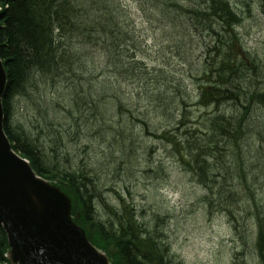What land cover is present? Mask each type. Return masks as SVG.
I'll list each match as a JSON object with an SVG mask.
<instances>
[{
	"label": "trees",
	"instance_id": "obj_1",
	"mask_svg": "<svg viewBox=\"0 0 264 264\" xmlns=\"http://www.w3.org/2000/svg\"><path fill=\"white\" fill-rule=\"evenodd\" d=\"M70 1L73 7L69 6L68 0H0V6L7 7L6 11L0 14V24L5 23L6 25V28L0 25V56L8 74L7 87L3 94L4 129L13 144V148L33 164L36 169L35 171L39 175L49 181L55 182L73 198V215H77L74 208L77 209V212L81 211L78 222L86 228L92 242L110 253L111 250L113 251V248L117 250L116 253L114 251L111 253L114 264H179L174 263L171 258L168 261H164L169 247L167 244L165 246L159 244V239L164 241L163 233H158V235L151 237L148 230L142 225L141 229L140 224L135 226L132 231L125 232L122 229L125 226L124 219L119 215H115L104 224L97 223L92 225L95 216L94 202L99 199H105L107 195L97 185L96 167L101 168L100 164L102 160L106 161L108 156L115 157L114 159L116 160L118 158L117 155L122 154V148L115 149L113 151L114 154L103 155L102 157L100 154L91 152V160L89 162L90 164H96L94 169L86 164L84 167H77L75 171H72L68 167L52 161V149L54 147L63 148L62 155L64 158H75L76 155L73 157V152L78 148L76 147L78 146L76 139H79L83 131L86 138L95 143L100 136L110 139L112 136L125 132L124 127L127 125V117L121 114L124 113L123 109L121 110L124 107L123 99L118 94L115 98L114 95L116 94H113L109 90L110 88L98 86L95 82L96 79H100L106 75L117 76V72L123 75V79L127 77L131 82L134 81L133 84L135 86L138 84L142 86V91L138 92L139 98L145 95L143 93L147 88L155 90L156 93L165 92L166 90L165 101L169 106L165 103L166 106H161V108H157V106L155 109L148 106L147 108L151 109L160 121L171 114L179 118L180 126L175 129V132L189 130L188 128L186 129L188 116L185 106L181 110V103H185V101L182 98L180 100V93L176 95L173 91L168 90L165 86L166 82L161 81L162 79L158 78L154 70H151L149 67L146 69L144 64L135 61L137 54H140L144 49L143 37L139 31L134 30L131 26L127 12L128 7L123 5L122 0ZM165 4L168 5L167 2ZM171 5L176 6L172 2ZM92 9V13L96 17L100 16L101 20L99 24H97L95 18L90 21L86 20L89 16V11H92ZM111 10H113L111 17L107 20L106 14ZM213 13L208 18L209 21L213 16H217L215 18L219 21L222 19V16H225L224 14L220 15L217 11ZM234 20H227L230 22V29L236 25ZM79 26L86 27V29L80 30H82L83 36L88 34L87 43H97L102 48L108 49V52L112 55L126 53L129 50L132 62H122L119 65H113L112 61L100 62L99 60L98 62L94 60L91 63L81 62L82 65L78 64L80 63L77 62L79 61V57L87 58L79 54L75 48V41L72 39V36L80 31L77 29ZM115 27L120 29L119 33H114ZM124 28H126V31H124ZM204 29L210 30L211 27L206 24ZM224 32L227 34L228 39L231 38L232 42H238L236 32ZM56 33L64 36V39H67V45L70 47L62 46V48H59L57 45H54L50 38ZM217 36H220V33ZM220 41L225 42L226 40L220 37ZM129 64L138 67L136 68L137 70L130 69ZM142 67L145 71H142ZM249 69L251 68L245 66V70ZM64 84L70 87L66 90L69 94L74 93L73 98L79 94H88L91 98H96L93 99L94 101L100 103L106 99L109 106L114 107V109L109 110L101 117L83 122L82 125L64 126L66 131L59 133L53 132L55 131L54 129L51 131V128L55 127L54 125L57 123L68 124L71 121L69 116L74 115V109L72 108L74 104L71 103V106L62 105L60 109H57L59 107H56L55 104L48 107L41 105L40 103L43 100L38 106L34 108L32 106V113H35L34 111H37L38 108L43 113L49 110L52 115L51 118L54 119L46 121L39 119V123L34 125L37 130L36 135L33 133L35 131L33 130L34 127L28 126L25 122L23 124L17 122L22 118V115H19L18 95H22L23 98H32L34 96L39 98L46 95L53 98L60 92L62 94L66 93L62 88ZM96 86L99 87L98 90L94 89ZM114 86L117 87L116 85ZM204 89L206 88L201 90ZM228 90L229 88H221L217 90L218 93H214L209 89L202 91L200 100H198L199 102L197 101L198 105L212 104L218 96L222 95V93L226 94ZM262 92H258L253 87L243 100H246L248 105L252 100L254 102H264V93ZM211 95L214 96L213 101ZM183 98H187V95H183ZM69 100L72 101V99ZM231 100H234V98L232 97ZM204 117L205 115H202V119L197 120L198 122H202L203 127L196 126L197 128H192L193 123L191 122V133L193 134L191 140L194 143V148L190 150L185 148L182 153V160L187 165L184 167V172L190 177H200L207 181L212 177V179L216 180L224 177L223 165L231 155H234L232 147L235 145V142H239L240 144L241 136L245 134L241 132L245 127V124H242V121L245 119L242 118L240 121L238 119L235 122L227 120V122L219 120L220 114L210 119ZM132 121L134 122L133 125L131 124L134 127L133 130L139 134L137 136L136 133H133V136L137 138L135 140L137 143L144 145L145 142L142 140L146 141L151 137L162 139V134L167 133L163 131L160 134L157 130H153V127L149 126L148 122L142 121L139 118L133 117ZM237 124L239 127L235 126ZM61 126L57 127L62 128ZM140 128L141 131H139ZM224 138L228 139V144L225 143ZM25 141L32 143L34 151L37 148L40 150H36L38 152L34 153L33 156L32 151L28 147L22 146ZM122 155L124 157V154ZM139 156L142 160H146V153L143 155L140 153ZM114 159L107 162L111 168L120 165ZM39 160H44L46 163L40 164ZM127 163L125 169L118 170L123 173L121 178L137 174V172L133 171L136 163L134 164L132 158L130 159L129 157ZM209 183L211 184V182ZM208 186V184H205V187ZM119 188L120 186H118V191ZM204 198L202 199L203 203L205 201ZM204 205L207 207V203H204ZM221 211H228V215L233 219V222H237L238 213L233 212L229 204H225ZM262 229V235L256 236V245L260 247L258 248L259 250L264 245V224L263 226L260 224L259 230ZM8 249L7 235L0 226V264H9V260L6 258Z\"/></svg>",
	"mask_w": 264,
	"mask_h": 264
},
{
	"label": "rangeland",
	"instance_id": "obj_2",
	"mask_svg": "<svg viewBox=\"0 0 264 264\" xmlns=\"http://www.w3.org/2000/svg\"><path fill=\"white\" fill-rule=\"evenodd\" d=\"M230 1L233 3L234 8L240 9L247 15L252 13L253 17L252 20L245 21L246 19H244L243 29L241 32H237L238 34L236 35L238 44L245 51L252 52L255 55L258 52H263L264 16L262 15V1ZM171 2L175 3L176 6L171 5ZM122 3L131 10L132 22H134L138 31L144 37L143 43L144 46L146 44L145 52L148 55H139L143 60L142 62H145L151 70H154L158 78L162 79L161 81L163 79L166 80V77L164 78L158 74L157 69L159 66L165 67L170 72V81L184 85V89L178 92L182 97L187 95L191 101L188 100L185 103H181V110L186 104L191 106L196 103L197 107L193 105L192 128L201 127L200 124L202 122L197 120L202 119V115H205L204 118H208L209 115L205 114L208 111L203 113V104L200 103L201 105H198L197 96L207 89L218 93L217 90L226 88L223 85L220 86L218 81H213L217 80L218 77L209 70L207 67L208 62H206V44L213 40L212 36L220 39L217 34L224 32L216 27L219 20L212 17L210 21L202 20L201 22H196V19H194L196 17L192 13H188L191 12V8H199L198 3L194 0H122ZM251 21H254L255 24ZM207 23L211 27L210 30L204 29ZM185 26H190L191 29L188 31ZM230 31L232 32L233 30L230 29ZM223 46L224 42L218 49ZM234 52L241 55L239 49L234 50ZM203 88L206 89L201 90ZM211 97L213 101L214 96L211 95ZM142 105L143 107L137 110L135 117L148 122L149 126H152L155 131L161 129L163 123H161L160 119L151 109H148L144 104ZM214 105H216L215 102L212 103V110H210L211 117L215 116ZM225 109H228V117L230 118L235 111V103L225 104ZM21 115L22 118L17 121L21 124L25 122L28 126L34 127V125L39 123L31 114L27 115L24 112ZM233 116L231 117L234 122L242 119V116H238L236 113ZM246 116L249 121L244 127L246 133L243 134L244 131H242L243 135L241 134L240 144L235 142L232 147L234 155H231L223 165L224 177L211 182V185H219L224 182L240 183L242 187L240 197L244 196V200L243 202L239 200V207H234V209L239 211L238 219H241L240 223L233 222L228 213H219L213 217L205 215L203 210L206 206L202 201V197L199 198L205 191V186L193 182L189 178L190 176L184 172H179L180 170L175 163L167 164L174 172L172 178H167L166 181L159 182L153 175L145 172L146 167L143 160L141 161L143 165L138 163L133 171L138 170L140 167L144 171L138 170L136 175L132 174L133 178L131 180L127 177L130 181L128 182L131 185V190L134 191L133 194L135 196L133 198H136V202L140 205L145 204V206L150 203V210L151 208L154 210L150 214L152 219L155 216L165 218V227L156 226V220H151L147 216L146 221H143L146 226L145 223L141 224L140 222V224L148 230L151 237L158 235V233L164 234V241L159 239V244L161 246L170 245L172 252L170 258L174 263L231 264L234 256L240 250L243 252L242 256L248 255V257L243 258L245 262L249 264L259 263V254L256 253L254 247H257L256 236L260 227L256 205L262 202L264 204V138L260 137L264 133V102H254L253 100L249 102V110ZM235 126L239 127L238 124ZM33 130H35L33 133L36 135V128L34 127ZM139 131H141V128ZM160 140L162 139L151 137L147 139L144 145L148 143V146L153 145L154 149ZM164 147L167 146L164 145ZM164 150L146 151V161H151L155 158L156 160L160 159L161 152ZM85 156L90 159L91 153ZM109 182L110 178L108 179ZM106 198L112 199L110 202L114 204L121 205L118 210L125 203V201L118 199L115 191L107 193ZM128 198L133 199L131 196ZM258 206L260 207V205ZM246 210L255 211L254 213H256L250 222L246 219ZM159 228L162 231H159ZM172 236H177L178 241L172 242ZM188 237H190V241H187ZM113 251L114 253L117 252L114 248ZM113 251L111 250V253Z\"/></svg>",
	"mask_w": 264,
	"mask_h": 264
},
{
	"label": "bare ground",
	"instance_id": "obj_3",
	"mask_svg": "<svg viewBox=\"0 0 264 264\" xmlns=\"http://www.w3.org/2000/svg\"><path fill=\"white\" fill-rule=\"evenodd\" d=\"M73 1L75 2V0ZM194 1L198 3L199 8H196V7L191 8L190 13H192L196 17L194 18L196 19V22L198 21L201 22L202 20L209 21L208 18H210L214 14L213 12H216V11L220 15L222 14L225 15V16H222V19L216 24V27H218L220 31L230 32V25H229L230 22H228L227 20L235 19L234 22L236 23V25L233 26L232 29H233V32H236V34H238L237 32H241V30L243 29V26L245 23L244 19H246L245 21L253 19L252 13L248 15L244 14L242 11H240V9L234 8L233 3L230 0H194ZM261 1H262V6H263L262 15L264 16V0H261ZM68 4L70 7H73V4L70 0H68ZM6 9L7 7L0 6V14L6 11ZM112 11L113 10L107 13L106 14L107 16L105 15L107 20L108 18L111 17ZM92 12H93V9L92 11L91 10L89 11L88 13L89 16L86 18V20L90 21V20H94L95 18V20H97L96 21L97 24H99V21L101 20L100 16L96 17L95 14H93ZM127 12L129 14V20H130L131 26L133 27L134 30L138 31V28L136 27L134 22L131 21L132 13L129 8L127 9ZM215 17L213 16V18ZM106 18H104V20H106ZM251 22L255 24L254 21H251ZM0 25H2L3 28H6L5 23L0 24ZM207 25H209V23H207ZM185 28L188 31L191 29L190 26H185ZM77 29L83 30V29H86V27L79 26V28ZM82 30L78 31L75 35L72 36V39L75 41L76 50H78L79 54L87 57L86 58L87 60L85 58L79 57L78 58L79 61L77 62H80V63L78 64L82 65L81 62L91 63L94 60L98 62L99 60L100 62H111L112 61L113 65H119L122 62H132L131 56H130L131 53L129 50L126 53H119L116 55H112L108 52V49L102 48L97 43H94V42L87 43L88 34L83 36ZM114 30H115L114 33H119L120 31V29L116 27L114 28ZM124 31H126V28H124ZM87 32L91 33L90 31H87ZM220 37L223 40H226L224 42L223 47H220L218 49V47L222 44V42L220 41L219 38H216L214 36H212L213 40L209 41V43L207 41L208 44H206L205 46V51L207 53L206 62H208L207 67L209 68V70L215 73L216 76L218 77L217 80H213V81H218L220 86L223 85V87L225 86L226 88H229L226 94L222 93V95L218 96L215 99L216 105H214L215 108L213 109L214 114L215 116L220 114V118H219L220 121H227V120L231 121L233 119L231 116L235 115L236 113L238 114V116L240 115L242 116L243 119H245L244 121H242L243 125L248 124L249 121L247 120L246 115L249 110V105L247 101L246 100L244 101L243 99L244 97L248 95L249 90L253 87H255V89L258 92H262V90H264V50L263 52H258V54L256 55L253 54L252 52H244L241 55H238L236 52H234V50H238L241 48L238 42L236 43L232 42L231 38L228 39V36L225 33L220 34ZM50 39L52 40L54 45H57L59 48H62V46L70 47L69 45H67V39H64V36H60L58 33L54 34ZM145 48L146 47L144 46L143 51H141L140 54H137L135 61L140 62L141 64H144V66L147 69L148 66L145 64V62H142L143 61L142 58L139 57V55H144V54L148 55L145 52L146 50ZM82 49H84L85 51ZM171 56L173 57V55ZM129 65H130V69L138 68V67H135V65L134 66L132 64H129ZM245 66L251 69L245 70ZM157 70L160 76H163L164 78L166 77V80L163 79V81H166L165 86L168 88V90L173 91L177 95L179 93L178 91H180L181 89H184L183 88L184 85L182 83H176L174 81L169 80L170 72L165 67L159 66ZM142 71H145L143 67H142ZM95 82L98 86L110 88L109 90L112 91L113 94H116L114 95L115 98L118 94V96L123 99L124 107L121 108V110L123 109L122 111L124 113H121V114H124V116L127 117L126 119L127 125H125L124 127L125 132L112 136L110 137V139L106 138L105 136H100L97 138V141L95 143L94 141H89L86 138L85 133L82 129L83 132L81 136L79 137V139H76V142L78 143V146H77L78 148L76 149L74 148L75 149L74 152L72 151L74 155L73 157H75V155L76 157L75 158H66V157L64 158L62 155L63 148L54 147L52 149L53 151L52 161L58 162L59 164H62L68 167V169L72 171H75L77 167H82V166L84 167L86 164L89 167L94 169L96 167V164L91 163L92 164L91 166L89 162L91 159H88L85 156L86 154L94 152V154H100V156L102 157L103 155L114 154L113 151L115 149L122 148L121 153L124 154V157L121 154V155H117L118 158H116V160L114 159L115 157L112 158V156H108L106 161L102 160L100 164L101 168L96 167L97 169L96 177L98 178L97 185L101 188L100 190L104 194L110 193L114 189L115 193H117L118 199L123 202L125 201V203H123L122 205L123 207H121L120 210H118L121 205H117V204L110 202L112 201V199L103 198L102 200L100 199L96 200L94 202L95 216H94V223L92 225H95L97 223L104 224L105 221H108L112 219L115 215L118 216V214H120L119 216H121L124 219L125 226H123L122 229H124L125 232L132 231L135 226L140 224V222L141 224L145 223L143 221H146V216L151 218V220H154V221L156 220V223L158 224V225L156 224V226L165 227L166 225L165 218H159L155 216L152 219V217H150V214L154 212L152 208L150 210V206H149L150 203L146 204L145 206V204L140 205L136 202V198H133V196L135 195L133 194L134 191L131 190V187H130L131 185L129 183L130 181L126 177L121 178L123 176V173L119 172L118 170H122L126 168L129 157L130 159L132 158L134 164L136 163L137 165L138 163H140L141 165H143V162H141L142 159L139 156L140 153H142L143 155L148 150L157 151L159 149H165L164 151L161 152L162 154L160 156V159L156 160L155 158L154 160H151V161L143 160L145 163V167H146L145 172L153 175L155 179H157L159 182L164 181V180L166 181L167 178L169 179L172 178V174L174 170L167 166V164L169 163H175V165L178 166V169L180 170L179 172H184V167H186L187 165L182 160L183 158L182 153L184 152L185 148L189 150L194 148L193 147L194 143H192V140H191L192 135H193L191 133V122H192V114L194 113L193 105H195V107H197V105L196 103H193L191 106L190 104L185 105L186 113L188 116V124H187L186 129L188 128L189 129L188 131L175 132L176 131L175 129L178 128V126H180L179 118L174 117L172 114L169 117L162 119L161 123L163 124L161 125V128L163 130L158 129L157 132L161 134L163 131H165L167 133L162 134V140H160V142H158L159 144H156L155 148L153 149V145L148 146V143L143 145L142 143H137L135 141L137 138L133 136V133H136L137 136H139V134H137V132L133 130L134 127L131 126V124L132 125L134 124V122L132 121L133 117H135L136 111L140 109L141 107H143L142 104H144L146 107L147 106L153 107L154 109L156 106L157 108H161V106H166L165 105L166 103L165 98L167 95L166 90L165 92L163 91L164 93L163 92L156 93L155 90H152L151 88H147L143 93V95L144 94L145 95L142 98H139L138 92L142 91V88H141L142 86H140V84L138 86H135L133 84L134 81L131 82L127 77L126 79H123V75H121L120 72H117V76L116 75H110V76L106 75L100 79H96ZM114 85H116L117 87H115ZM98 86H96L94 89L98 90L99 89ZM62 88L66 93L62 94L60 92L58 93L57 96L53 98L49 97L48 95L40 96L39 98H37L36 96L32 98H27V97L23 98L22 95H18V102L20 106L19 115L25 112L27 115L28 114H31V116L33 115L35 119L37 120L42 119L46 121V120L54 119V118H51L52 115L50 114V111L46 110V113H43L42 110H39L38 108L37 111H34L35 113H32L31 111L32 106L33 108L38 106L39 103L43 100L44 101L40 103L41 105L48 107L52 104H55L56 107H59L57 109H60L62 105L71 106V103H73L74 105L72 108L74 109L73 111L74 115L69 116L71 121L68 124H61V123L58 124L57 123L54 125L55 127L51 128V131H53L54 129L55 131L53 132L60 133V132L66 131L64 126L66 127L78 126L79 124H82L83 122L90 121L92 118L101 117L102 115L107 113L109 110L111 111L114 109V107L109 106V103L106 99L102 103H100L98 101H94L93 99H96V98H91L88 94H84V95L79 94L73 98L74 93L69 94L66 91L68 88H70L67 84H64ZM262 93H264V91ZM200 96L201 95L197 96V100H200ZM232 97L234 98V100H231ZM179 98L180 100L182 98V100L184 101H188V100L191 101L189 97L183 98L179 96ZM69 99H72L73 102ZM3 100H4V95L2 96V104L4 105ZM48 100L50 101L48 102ZM97 102L100 104H98ZM227 103H235V111L230 116V118L228 117V114H229L228 109H225V104ZM166 104L167 106H169L168 103ZM202 107H203L202 108L203 113L208 111L205 114L209 115L208 119H210L211 118L210 110H212V104L211 103L209 105L205 104ZM52 122L54 123V121ZM252 124L256 125L255 123H252ZM59 125H62L61 127L63 129L60 127H57ZM200 125L201 127H203L202 124ZM4 133L7 135L5 130H4ZM176 133L178 134L176 135ZM244 133L246 132L244 131ZM260 137L263 139L264 133L263 135H260ZM142 141L147 142V140L146 141L142 140ZM224 141L226 144H228L227 138H224ZM164 145H166L167 147H164ZM22 146L28 147L32 151L33 156H34V153L38 152L36 150H40L39 148H37L34 151V146L32 145L30 141L23 142ZM16 153L19 154L21 157L25 158L26 160H28L20 152L16 151ZM113 159L116 161L117 164H120V165L117 167L114 166L113 168L109 167L107 162H110L109 160L113 161ZM39 163L44 164L46 162L44 160H39ZM30 166L33 171L36 170L33 164L30 163ZM138 170H142L141 167ZM138 170H136L135 172H138ZM4 173H7V172L5 171ZM109 178H110V182L108 183ZM132 178H133L132 175H130L129 179L131 180ZM189 178H191L193 182L199 183L200 185H203V186H205V184L209 185L208 187L204 188L205 191L202 193V196L201 195L199 196V198L202 197V199L205 197L204 203H207V207L203 210V213L205 215H209L210 217H213L219 213H228V211L227 212L221 211V209L224 208L225 204L226 205L229 204L230 209L233 212L239 213V211L234 209V207L235 206L239 207V203L243 202L244 200V196L240 197V191L242 189L240 183L237 182V183L232 184L230 182H224L219 185H211L209 182H213L212 180H215V179H212V177L208 179L209 182L205 179H201L200 177H189ZM118 186H120L119 191H118ZM1 187L5 189L6 191H9V194L11 196L8 194V192L6 195L10 196L14 200V203L18 202V195L13 189L9 188V184L1 185ZM130 196L133 199H129L128 197ZM258 205H260V207ZM257 208H258V212L256 211V213L259 214L258 224L259 225L261 224L263 226V222H264L263 202L261 204H257L256 209ZM74 211L79 215L81 214V211L77 212L76 208H74ZM246 211H247L246 219L248 222H250L252 217H254V214L256 213H254L255 211L254 212L250 210H246ZM244 219L243 221H245ZM236 221L240 223L241 219H236ZM0 226L2 227L4 231H6L2 223L0 224ZM145 226H146V223H145ZM159 229H160L159 231H162L161 228ZM262 233H263V229L258 230L257 235L260 236L262 235ZM172 237H171L172 242L175 243L178 241L177 236L173 238ZM53 239H56L55 234H53ZM187 239H188L187 241H190V237H188ZM168 247H169V251L167 253V256H165L164 261L170 260V257L172 255L170 245H168ZM258 248L260 247L258 246L254 247V250L256 251V253L259 254L258 264H264V245L262 246L260 250ZM247 250H251V249H247ZM242 253L243 252H241V250L238 251L237 254L234 256L231 264H249L248 262H245L243 260V258L248 257V255L246 254L242 256Z\"/></svg>",
	"mask_w": 264,
	"mask_h": 264
},
{
	"label": "water",
	"instance_id": "obj_4",
	"mask_svg": "<svg viewBox=\"0 0 264 264\" xmlns=\"http://www.w3.org/2000/svg\"><path fill=\"white\" fill-rule=\"evenodd\" d=\"M6 84L0 57V224L8 234L12 263L109 264L107 256L73 220L71 198L38 176L29 161L13 150L4 133L2 96ZM6 184L18 195V202L1 187Z\"/></svg>",
	"mask_w": 264,
	"mask_h": 264
}]
</instances>
